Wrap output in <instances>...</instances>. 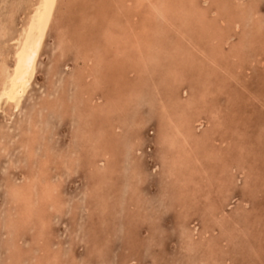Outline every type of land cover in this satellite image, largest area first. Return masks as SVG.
<instances>
[{
	"label": "bare ground",
	"instance_id": "obj_1",
	"mask_svg": "<svg viewBox=\"0 0 264 264\" xmlns=\"http://www.w3.org/2000/svg\"><path fill=\"white\" fill-rule=\"evenodd\" d=\"M206 1H208V0H206ZM217 1H218V3H217ZM255 1H257V0H255ZM258 1H260V0H258ZM235 2H236L235 4H237L236 7L238 8V7H241L242 4L246 1L235 0ZM21 3H24L23 4L24 12L22 13L23 17H22L21 22L19 23L18 27L15 28L12 25L14 22L13 17L15 16V11L17 10V7L20 8L21 5H19V4H21ZM215 3H217V5H218V7L216 6L218 8L217 11H220L221 14H223L222 13L223 10H225V11L227 10V8L225 7V0H215ZM215 3L213 2V5ZM79 4H80V6H78ZM257 5H259V4H257ZM9 7H10L9 10L6 8L8 10V12H6V14L4 16H0V110H2L3 108L6 109V111H5L6 115L10 118L12 116H14V114H17V112H19L20 108L22 107L23 99L26 96L28 90L30 89L32 82H34L33 81L34 78H36L35 74H36L37 68L39 67L38 66L39 62L41 60L42 55H44L43 50L45 48V42H46V39L48 36V32L52 28V26H54V28H55V29L54 28L51 29V30H55L54 47L53 46L51 47V48H53L52 49L53 50L52 51L53 56H52V58H49V64L47 65L46 69L42 68V69H45L47 74H49V78H50V81H49L48 86H47L48 88H47L46 94L43 95L44 98H40V99L35 101V104H36L35 109L32 110L31 112L26 113L24 125L20 126V143H19V146L22 149V151L24 152L26 158L30 160V164H29V169L27 170L26 174L23 176V181H21L20 184H16V185L10 184L9 194L13 200V203L11 205L12 207H10V210H8V215H7V219H6L7 225H8V227H10L7 230L9 234L10 233H17L18 230H20L22 227H24L25 224H30V222H33V226L37 231L38 238L39 239L42 238L40 232L46 226V218H45L44 212L47 211V208H52L53 210L59 209V207L61 206V202L57 199V197L59 196V194L57 192L60 193V191L62 189H64V188H62L60 190L59 184L61 182L60 181L55 182V180L53 181L52 176L49 174V169H50L49 165L53 161H54V163H56L55 161H58L56 163L55 167L60 170V168H62L61 166H63V168L68 172L67 173L68 175L70 173H73V172H77V174H78V172H79V171H77L78 167L86 166L90 163L89 166L92 169V172L93 173H99L98 179L96 178L99 182L95 181L94 184L90 186L89 190L91 189L90 190V192H91L92 189L94 191H97L100 189V187L102 186L101 183L103 182V180L106 178H109L110 173H111V171H110L111 168L108 169V167H102L101 164L98 163L99 160H95V157H103L106 159L112 153V151L109 150L110 145H107V147L105 144L103 145V141L104 142H105V140L109 141L108 134L110 132H108V134L106 132L109 129H107L105 131V128L107 126L105 127V125L103 124L104 122L101 119V117L105 118L107 116H112V114L116 115V118H115L116 124L114 125V127L113 126L110 127V128H112L113 131L119 129V130L127 132L129 129H133V128L137 129V128L141 127L142 125H144V120L141 117L132 118L131 117L132 114H131V116L129 115L130 117H126V115H124V114L126 112H128L129 109H130V111L132 110L130 107L136 108V105H139V106L141 105V104H139L140 100L143 99L144 96L146 97V94H147L145 89L148 90V93L151 96V98L147 97L148 99L146 100V102L148 101V105L152 106L153 108L155 107L154 109L157 110L156 115H157V117L159 119L158 121L160 123L159 128H158V134L160 135V137L159 136H157V137L160 138L161 143L165 144V147H166V149H164L161 152L162 162L164 165L163 166L164 168L162 170V176L164 179V183L167 182L168 179H169V181L172 182L173 179H171V176L172 177L176 176L178 181L180 182L181 186H183V185L186 186L185 183H189V181L192 179L191 176H193L195 173L196 174H200V173L203 174L204 173V175L206 177L208 176V173H207L208 168H206V164H204V163H205V161L210 162L211 160L216 158L215 156H217V154H219L220 152L212 144L213 138L211 135L213 134V132L209 131L210 132L209 133L207 130H204L207 127V125L205 126V128H203V130L201 131V134L197 133L199 130L196 132V128H199V127H197L198 125L200 126V122H201V118H202L201 117L202 110L204 109L205 105H208L207 98L209 97V95H212V91L210 89V86H212L211 83L213 82V81H211L212 78L210 77L211 70L213 68H215V70H217L216 72L218 73V70L221 71L223 69V66L221 64L228 61L229 57L231 59L233 57L238 59V57L236 55L233 56V53H231V51H229V49H227V50L230 53H227L225 50V48H226L225 46L228 45V41L231 38V37L229 38L228 31H227V28H228L227 25L229 24L228 19L230 20L231 17L226 19L224 17L225 14L223 16L220 14V15L216 16L217 18L219 17V19H216V21H215V19L212 18L211 15L207 14V12H209V13L211 12L213 14L215 12L206 10V7L203 8L201 5V2L199 0H14L13 4L10 5ZM248 7H249L250 14H251V11L253 12L255 5H254V7H252V6L251 7L248 6ZM217 8H215V10ZM241 8H245L244 4H243V7H241ZM74 9H76L75 10L76 15H73ZM231 10L232 9H230V11ZM18 11H16V12H18ZM246 11H247V8H246ZM235 13H237V12H235ZM252 14H254V15L257 14V11L252 13ZM215 15L216 14H214V17H215ZM246 15H249V14L246 13ZM228 17H229V15H228ZM260 17H261V15L258 16V18H260ZM250 18H253V16ZM255 20H259V19L256 18ZM68 21L69 22L72 21V24H74L72 26L73 29H72V27L70 28L68 26V23H67ZM217 21L221 22V24H220L221 27H219L217 25V23H216ZM232 22L234 23V21H232ZM236 22H238V20H236ZM248 23H250V21ZM248 23H247V25H248ZM90 24L93 28H94V26L95 27L98 26L97 29L90 30V27H89ZM234 25H235V23H234ZM242 28H243V26H242ZM262 29H263V27H262ZM241 32L243 33V31H241ZM244 33H245V31H244ZM92 36H93V38H92ZM236 36H237V34H236ZM253 36L254 35H252V37ZM254 38L257 39L256 36ZM1 39H3V40L1 41ZM6 40H7V42L11 43V48L7 47V51H6V46H4L5 43H3V41H6ZM257 41H259V40H257ZM244 42H247V41H244ZM259 42H261V41H259ZM239 43L240 42H238V44ZM253 43H254V40L252 39L251 44H253ZM229 48H230V50H232L233 46L231 45V47H229ZM248 48H250V47H248ZM256 51L257 50H255V52ZM67 52H73V54H74V58H72V59H74V65H73L74 67H72V69H71L72 71L68 70L71 73L69 75H67L66 78L63 80V83L60 86H58V85H56L57 80L55 78H58V76H61L60 74H63L61 72L62 70L60 71V68L58 66H60L61 63L63 64L62 65L63 67L67 66V63H66L67 59H65L66 57H68L66 55ZM244 54H246V53H244ZM228 55H231V56L228 57ZM218 56L220 58H222L223 60L218 58ZM262 56H264V55H262ZM8 57H10V60H8ZM225 57L228 58V59L226 58V61H225ZM238 60H240V62H241V56L239 57ZM246 60H247V58H246ZM60 61H62V62H60ZM242 61H243V59H242ZM47 63H45V64H47ZM72 64H73V60H72ZM41 67H44V66L42 65ZM150 68H152V70L154 68V70H156L157 72H158V70L163 72V74H164L163 77H160V78L157 77L159 79L156 81L151 80V79H150L151 81H149L147 78V76H148L147 71ZM182 68H185V72L191 73L192 76L199 77V83H197L198 87L195 88L193 90V92L186 93L187 95L184 99H182L181 97H179L176 94L177 93L176 90L178 88H180V86H182L183 80H185V79H183V77H185V76L183 75L184 70ZM201 69H203V70L206 69V70H204V72H203ZM199 70H201L202 72ZM262 72H263V70H262ZM156 73H154V74H156ZM226 73H227L226 74L227 76L230 75V72L228 70L226 71ZM260 73H261V71H260ZM154 74L153 75L151 74V75L154 76ZM160 74H158V75H160ZM186 75L188 76V74H186ZM130 76L131 77L133 76L134 80H132ZM160 76H162V75H160ZM232 76H230V77H232ZM47 78L48 77H46V79ZM222 79H223V77H222ZM228 80H229V78H228ZM46 82H47V80H46ZM46 82H44V83H46ZM225 82L228 83V81H225ZM227 83H223V84L225 85ZM33 85H35V82ZM110 85L113 86L114 88L113 89L109 88ZM149 85H151V86L149 87ZM69 86H72V87H69ZM259 86H261V85H259ZM37 87L38 86H36V88ZM148 87H149V89H148ZM221 87H223V86H221ZM69 88H74V90L71 91L73 93L72 97H71L72 99L68 96ZM223 88L225 89V87H223ZM107 89H110V91L113 93L110 94V91ZM186 90H188V89H186ZM97 91H99V93H96ZM106 91H108L109 94ZM189 91H190V89H189ZM29 92L31 93V91H29ZM217 93H219V92H217ZM230 94H232V93H230ZM33 96H35V95H33ZM38 96H39V94H38ZM230 96H233V95H230ZM226 98H228V97L226 96ZM221 100H223V98ZM237 100H238V98H237ZM24 103H26V102L24 101ZM231 104L232 103H230V105ZM226 106H228V105H226ZM236 106H237V104H236ZM142 109H144V108H142ZM229 109H231V108L229 107ZM233 109H234V107H233ZM137 111L138 110L136 108V112ZM253 112H254V110H253ZM49 113H52L53 115L55 114V116L58 115V117L59 116L60 117L61 116L62 117L67 116V118L69 117V119L73 121L72 123L70 122L71 124H73V128H72L71 132L69 130L70 139L72 140L71 144L65 150L61 148L62 150H64L61 153H57L56 151H55L56 153H54V150H53L54 148H52L48 142V136L51 133V129L48 128L49 127V123H48ZM218 114H219L218 108L215 106H211L209 109V116L211 119H213L214 122H217V124L219 123V121L220 122L222 121V119L219 117ZM55 116H53V117L55 118ZM228 116H230V115H228ZM148 117H150V116H148ZM14 118L15 117H13V119ZM0 119H2V117ZM236 119L234 118V120H236ZM112 121L113 120H111V122ZM226 121H227V117H226ZM222 122H224V120ZM204 123L206 124V122H204ZM46 126H47V130L44 132V128ZM210 126H211V124H210ZM219 126L217 125V128ZM227 127H228V125H227ZM212 130H215V128ZM237 130H238V128H237ZM232 131H233V129H232ZM128 135H130V134H128ZM155 135H157V134L155 133ZM231 135H232V133H231ZM236 135H238V134L236 133ZM3 136H8V133L7 132L6 133L1 132L0 137H3ZM128 137H126V138H128ZM51 138H53V137H51ZM62 138H63V136H62ZM139 138H140L139 134L136 133L129 138V140L127 141L126 144L129 147L135 148V146H138V144H139L138 143V141L140 140ZM232 141H234V140H232ZM225 142H226V139H225ZM156 143L157 142H154V144H156ZM226 143H228V142H226ZM237 143H238V141H237ZM61 144H62V142H61ZM126 144H125V146H126ZM158 144H160V143L158 142ZM232 144H234V143H232ZM235 146H237V144ZM38 147H41L40 148L41 152L36 153V149ZM57 147H58V145H57ZM239 149H240V151L244 150L243 146L241 144L239 146ZM235 151H236V149H235ZM231 152H234V151H231ZM220 155L222 158L227 156L225 154L223 156L222 153ZM240 155L242 156V154H240ZM258 156H259V154H258ZM231 157L232 156H230V158ZM218 162L220 163V161H218ZM54 163H52V164L54 165ZM232 164L233 163H231V165ZM249 165H250V163H249ZM152 166H153V164H152ZM242 166H239V169H238V170H241V173L243 172V170L245 171V169ZM219 167L222 168L221 172H225L226 168L230 169V166L228 165V160L223 159L221 161V163L219 164ZM141 168L139 170L143 171V169H141ZM81 170H82V168H81ZM144 170L146 171V169H144ZM253 170H254V168H253ZM86 171H88V170H86ZM219 171H220V169H219ZM80 172H83V171H80ZM150 172H151V170H150ZM157 172H160L159 169ZM147 173H148V171H147ZM149 174L150 173H148L147 175H149ZM134 175H136V174L134 173ZM155 175L157 176V174H155ZM247 175H249V174H247ZM255 175H256V173H255ZM140 176H141V174H140ZM93 177H94V175H93ZM182 177H185V179L180 180V178H182ZM206 177H204V178H206ZM251 177H254V175ZM130 178L132 179V178H134V176H131ZM195 178H196V176H195ZM54 179H55V177H54ZM104 181H106V180H104ZM145 181H146V179H145ZM223 181H224V179L223 180L221 179L218 181L219 182L218 187L219 186L221 187L222 192L224 194V192H226L227 188L225 187V184ZM63 182H64V180H63ZM235 182H237V181H235ZM110 184H111V182L109 183V185ZM174 184H176V183L174 182ZM63 185H64V183H63ZM111 185H113V183ZM144 185H146V184H144ZM212 185H214V184H212ZM232 185H233V183H232ZM253 185L255 186V184H253ZM253 185L251 184V187ZM233 186H235V185H233ZM241 186H244V182H243V185H241ZM211 187H213V186H211ZM211 187H210V189H211ZM111 188H113V187H111ZM122 188H124V187L122 186ZM205 188H207V186ZM244 188H246V186ZM169 189H166V190H169ZM190 189H189V191H190ZM197 190H199V189H197ZM217 190H220V189H217ZM250 190H251V188H250ZM82 192L84 193V191H82ZM101 192H103V189L101 190ZM231 192L234 193L233 190ZM56 193L58 194L57 197H56ZM148 193H146V195ZM207 193H209V192H207ZM218 193H220V192H218ZM93 194H95V193H93ZM123 194H125V193H123ZM142 194L145 195L143 192H142ZM150 194H148V195H150ZM103 195L104 194L100 195V200H102V202L104 200L106 201V196H103ZM146 195H145V197H147ZM215 195H217V194H215ZM227 195L225 196V198L227 197ZM69 196L70 195H68V197ZM84 196H85V194H84ZM117 196H118V194H117ZM117 196H115V197H117ZM177 196L178 195H176V198L178 199ZM181 196H182V194H181ZM234 196H235V194H234ZM61 197H63V196H61ZM72 197H74V196H72ZM72 197L70 200H72ZM115 197H114V199H115ZM157 197H158V195H157ZM160 197H162V196H160ZM186 197L187 196L183 195L182 199H185ZM76 198H77V196H76ZM188 198H190V197H188ZM188 198H186V199H188ZM227 198H229V197H227ZM179 199H181V197ZM235 199H236V197H235ZM66 200L67 199H65V201ZM92 200H93V196H92ZM153 200L155 201V199H153ZM192 200H194L193 197H192ZM200 200H202V199H200ZM97 201H94V202L97 203ZM138 201H141V200H138ZM138 201H137V204H138ZM204 201H206V200H204ZM68 202H67V204H68ZM76 202H78V201H75L74 204H76ZM86 202H87V199H86ZM127 202H129V201L127 200ZM133 202L135 203V201H133ZM161 202H163V200ZM182 202L184 203L183 200H181V203ZM151 203L152 202H150V204ZM200 203H202V202H200ZM124 204H125V202H124ZM155 204L156 203H154V205ZM165 204H166V202H165ZM64 205H65V203H64ZM64 205H62V206H64ZM118 205H119V203H118ZM148 205H149V203H148ZM235 205H237V204H235ZM0 206H1V204H0ZM65 206H67V205H65ZM88 206H89L88 208L92 210V206H90L89 204H88ZM128 206H130V205H128ZM139 206L141 207V205H139ZM156 206L158 209L159 205H156ZM162 206H163V204H162ZM193 206H194V204H193ZM69 207H71V206H69ZM84 207H86V206H83V208ZM114 207H115V205H114ZM214 207H215L214 205L210 206L209 208L207 207L210 210L209 212L212 216L214 214L212 211L214 209ZM240 207H241V205H240ZM162 208H164V207H162ZM167 208H168V206H167ZM176 208H178V207H176ZM207 208H206V210H207ZM142 209H143V207H142ZM157 209H156V211L158 213ZM235 209H237V208H235ZM61 210H62V208H61ZM168 210H170V209L168 208ZM239 210H241V209H239ZM247 210H249V208H247ZM95 211H96V209H95ZM159 211L161 212L163 210H159ZM221 211L222 210H220V212ZM112 212L114 213V211H112ZM141 212H143V211H140L139 213H141ZM222 212H224V211H222ZM243 212L244 211H242V213ZM93 213H89V214H93ZM108 213H110V211ZM122 213L123 212H121V214ZM129 213H131V212H129ZM177 213H178V211H177ZM72 214H75V213H72ZM183 214H184V212H183ZM221 214L223 215V213H221ZM96 215H97V213H96ZM113 215H112V217H113ZM145 215L147 216V214H145ZM224 215L227 216L226 214H224ZM135 216H136V214H135ZM218 216H220V214ZM225 216H223V217L226 218ZM69 217L71 218V216H69ZM184 217L186 219L185 215H184ZM196 217H198V216H196ZM57 218L59 219L58 216H57ZM110 218H111V216H110ZM125 218H126V215H125ZM152 218H153V216L151 217V219ZM228 218H227V220H228ZM239 218H240V215H239ZM129 219L131 220V218H129ZM218 219H216L215 221L218 224H220V223L222 224L223 221L222 220L218 221ZM253 219H255V218H253ZM55 220H57V219H55ZM76 220H78V219H75L74 221H76ZM90 220H91V218H90ZM231 220H230V222H231ZM259 220H258V222H259ZM106 221H109V220H105V222ZM181 221H183V220H181ZM197 221H195V222L197 223ZM234 221H236V220H233L232 222H234ZM243 221H245V220L243 219ZM78 222H80V221H78ZM92 222H90V223H92ZM96 222H98V221H96ZM245 222H247V221H245ZM132 223H134V222H132ZM227 223L229 224V222H227ZM260 223H261V221H260ZM138 224H139V222H138ZM138 224H136V225H138ZM245 224L247 225V223H245ZM248 224H249V222H248ZM254 224H257V223H254ZM101 225H103V224H101ZM107 226H108V224H107ZM196 226L197 225H195V227ZM214 226L218 228V226H216V224ZM214 226H212L211 229ZM219 226H223V224L219 225ZM226 226H224V229H223V234L225 235V236L224 235L223 236L225 238H222V239L224 241L225 240L227 241L228 238H230V236L232 235L231 233L234 230V228H232V225H230L231 227H226ZM184 227L185 228H183V230H185V232L187 230V232H188L187 234H185L184 238L187 239L188 246L190 244L189 247H191V244H192L191 242H194L193 237L196 235L192 236L194 233L189 231L186 226H184ZM2 228H4V227H2ZM78 228H79V225H78ZM88 228H90V227H88ZM197 228H198V226H197ZM132 229H134V228H131V230ZM258 229H259V227H258ZM248 230L249 229H247V231ZM55 231L56 230H54L53 232H55ZM125 231H127V230H125ZM196 231H198V229ZM250 231H251V229H250ZM34 232H35V230H34ZM207 232H209V231H207V230L201 231L202 237H206ZM259 232L261 233V231H259ZM134 233H136V232L134 231L133 234ZM216 233H218V232H216ZM51 235H52V233H51ZM88 235H89V233H88ZM98 235H100V234H98ZM128 235H131V234L129 233ZM12 236H11V238H12ZM35 236H37V235H35ZM251 236L252 235H250V237ZM9 237H10V235H9ZM15 237H17V236H15ZM89 237H90V235H89ZM100 237H101V235H100ZM139 237H141V234ZM137 238H138V236H137ZM199 238H200V236H198V239ZM158 239H160V238H158ZM230 239L232 240V237ZM19 240L14 238L12 243L10 242L11 245L9 246V249H8L10 252H9V254H7L8 261L14 260V262H15V260H17V257L20 254L19 243H18ZM209 240H212V239L210 238ZM49 241H50V238H49ZM208 241L206 238H205V241H204V239L202 240V242L205 243L204 245H206V246H207L206 242H208ZM39 242H40V240L38 241V243ZM60 242H62V241H60ZM196 242H197V239H196ZM29 243H31V242H29ZM134 243L136 244V242H134ZM237 243H242V242L239 241ZM68 244L69 243L67 242V245ZM235 245H236V243H235ZM240 245L241 244H239V247H240ZM242 245H244V244H242ZM39 246L41 247L42 245L40 244ZM133 246H135V245H133ZM206 246H204V248ZM198 247H200V246H198ZM251 247H250V250H251ZM69 248H71V247H69ZM139 248H140V246H139ZM246 248H248V247H246ZM31 249H32V245H31ZM193 249L191 248V251H193ZM59 250L61 251L62 249H59ZM220 250H221V248H220ZM2 251H4V250H2ZM49 251L51 252V250H49ZM70 251H72V250H70ZM52 252H54V251H52ZM206 252H208V251H206ZM219 252H221V251H219ZM232 252H234V251L232 250ZM235 252H237V250ZM192 253H194V252H192ZM23 254L24 253H22V255ZM51 254H53V253H51ZM195 254H196V252H195ZM219 254L220 253L216 254V256ZM235 254H238V253H235ZM1 255H2V253H1ZM240 255L241 254H239V256ZM101 256H102V254H101ZM149 256H152V255L150 254ZM32 257H34V256L32 255ZM64 257H65V255H64ZM80 257H81V255H80ZM95 257H96V255H95ZM191 257L193 258V256H191ZM48 258H49V256H48ZM51 258H52V255H51ZM57 258L58 257H56V259ZM97 258L99 259V257H97ZM177 258H179V257H176V259ZM174 259H175V257H174ZM184 259H185V257H184ZM195 259L196 258H194V260ZM232 259H233V257H232ZM243 259H245V258H243ZM31 260H32V258H31ZM46 260H48V259H46ZM189 260L191 261V259H189ZM197 260L198 259H196V261ZM20 262H22V261L20 260ZM20 262L17 260V262H15L14 264H19ZM38 262H37V264H38ZM54 262H55V260H54ZM108 262H110V261H108ZM235 262L238 263L237 261H235ZM255 262H256V260H255ZM8 263L13 264V262L12 263L8 262ZM171 263L173 264V261ZM176 263H178L177 260H176ZM52 264H53V262H52Z\"/></svg>",
	"mask_w": 264,
	"mask_h": 264
},
{
	"label": "rangeland",
	"instance_id": "obj_2",
	"mask_svg": "<svg viewBox=\"0 0 264 264\" xmlns=\"http://www.w3.org/2000/svg\"><path fill=\"white\" fill-rule=\"evenodd\" d=\"M5 1L6 2L8 1V2L6 3ZM199 1L201 2V5L203 8L206 7V10L214 11L215 12L214 14H216L214 17L213 13L207 12L208 15H211L212 18L215 19V21H216V19H219V17L218 18L216 17L217 15L221 14L220 11H217L218 10V8H217L218 7V5H217L218 1H217V3H215V0L214 1L213 0H208V1L199 0ZM244 1H246L248 3V4L246 2L243 3L245 8H241V7H243V4L241 7L237 8L236 7L237 4H235L236 3L235 0H225V7L227 8V10L226 11L223 10L222 11L223 14H221L222 16L225 14L224 17L226 19L231 17L230 20L228 19L229 24L227 23L228 24L227 25L228 36H229V38L230 37L231 38L228 41V45L225 46L226 47L225 50L227 53H230L229 51H231V53H233V56L236 55L238 57V59L241 56V62H240V60H238L234 57L231 59L229 57L231 55H228L229 59L227 57H225V61H226V58L228 59V61H226L223 64L220 63L223 66V69L221 71L218 70V73H217L216 72L217 70H215V68H213L211 70L210 77L213 79V80L211 79V81H213L211 83V85L213 87L210 86V89L212 91V95H209V97L207 98L208 105H205L204 109L202 110V113H201L202 118H201L200 126L198 125L197 127H199V128H196V132L199 130L197 133L201 134V131L207 125V127L204 130H207L208 132L209 131L213 132V134L211 135L213 138L212 144L220 152L219 154H217V156H215L216 157V158H214L215 160L213 159L210 162L205 161L204 164H206V168H208V170H207L208 176L206 177L204 175V173L203 174L202 173H200V174L195 173L196 175L194 174L193 176H191V178L194 181L191 179L189 181V183H185L186 186L185 185L181 186V184L178 181L176 176H173V177L171 176V179H173L172 182L169 181V179H168V181L164 183V179L162 176V170L164 168L163 167L164 165L162 162L161 152L164 149H166V147H165V144L161 143L160 138H159L160 135L158 134V128H159L160 123H159V121H158L159 119L156 115L157 110L154 109L155 107L153 108L152 106L148 105V101L146 102V100L148 98H151V96L149 95L148 90L145 89V91L147 93L146 97L144 96V98L141 99L143 102L140 100V102H139V104H141L140 106L136 105V108L138 111L136 112V108L130 107L132 110L130 111V109H129L128 112H126L124 114V115H126V117H130L131 114H132V116H131L132 118L141 117L144 120V125H142L141 127L137 128V129L136 128L129 129L127 132L119 130V129L113 131L112 128H110V127L111 126L114 127V125L116 124V121H115L116 115L112 114V116H107L105 118L101 117V119L104 122L103 124L105 125V127L107 126L106 128L104 127L105 131L107 129H109L106 132H107V134H108V132H110L108 134L109 141L108 140H105V142L103 141V145L105 144L106 147H107V145H110L109 150H111L112 153L106 159L103 157H95V160H99L98 163L101 164L102 167H108V169L111 168V170H110L111 173H110L109 178L104 179L106 181L103 180V182L101 183L102 186L100 187L99 190L94 191L92 189L91 192H90L91 189L89 190L90 186L93 185L95 181L99 182L97 180L99 177V173H93L92 172V169L89 166L90 163L86 166L78 167L77 168V171H79L78 174H77V172H73V173H70L69 175L67 174L68 172L63 168V166H61L62 168H60V170L55 167L56 163L58 161H55L56 163H54V161H53L52 163H54V165L52 163L49 165V167H50L49 174L52 176L53 181L54 180H55V182L60 181L61 183L59 184V189L60 190L62 188H64V189H62L61 191L58 189L60 191V193L57 192L59 194L58 197H57L58 194L56 193L57 199L61 202V206L59 207V209L53 210L52 208H47V211L44 212L45 218H46V226L40 232L42 238L39 239L37 231L33 226V222H30V224H25L24 227H22L20 230H18L17 233H10L9 234L7 230L10 227H8L6 219H7V215H8V210H10V207H12L11 205L13 203V200L9 194L10 184H14V185L20 184L21 181H23V176L26 174L27 170L29 169V164H30V160L26 158L24 152L22 151V149L19 146V143H20V126L24 125L26 113L31 112L32 110L35 109V106H36L35 101L40 99V98H44L43 95L46 94V91L48 88L47 86H48V83L50 81L49 74H47L45 69H46L47 65L49 64V58H52V56H53L52 55L53 54V52H52L53 48H51V47L52 46L54 47L55 30H51L54 28V26H52V28L48 32V36H47V39L45 42V48L46 47L47 48L46 49L44 48V50H43L44 55H42L41 60L39 62V65H38L39 67L37 68V71L35 74L36 78H34V80H33L35 82V85H33L34 82H32L30 89L28 90V92L31 91V93L27 92V94L25 96L26 98L24 97L23 104L21 107L22 109L20 108L19 112H17V114H14V116H12L11 118L6 115V112H5L6 109L3 108L2 110H0L1 111L0 112V114H1L0 118L2 117V119H0V133L1 132L2 133H6V132L8 133V136L0 137V197H1L0 198V204H1V206H0L1 207L0 208V249H1L0 250V262L1 263L0 264H3V263L9 264L8 262H11V263L13 262V264H14L15 262H17V260L19 262H20V260L22 261L19 264H23V263L24 264H37L38 261H39L38 264H52V262H53V264H83V263L84 264H109V263L110 264H125V263L126 264H136V263L137 264H164V263L165 264H172L171 263L172 261H173V264H178V263L179 264H201V263L202 264H205V263L206 264H226V263L227 264H264V258H263L264 257L263 256L264 255V230H263L264 229V226H263L264 225V223H263L264 222V80H263L264 79V68H263L264 67V62H263L264 56H262V55H264V0H260V1H258V0L257 1H255V0H244ZM13 2H14V0H0V5H1L0 6V16H4L6 14V12H8V10L10 8L9 6L12 5ZM213 2L215 3L214 5H213ZM256 3L259 5H257ZM23 4L24 3L19 4V5H21L20 6L21 9L19 7H17L16 11H18V10L19 11L18 12L15 11V16L13 17L14 22L12 25L15 28L18 27V25L21 22V19L23 17V14H22L24 12ZM254 5H255V8L253 9V12L251 11V14H250L248 6L254 7ZM78 6H80V4ZM215 8H217V9L215 10ZM246 8H247V11H246ZM230 9H232L233 11L232 10L230 11ZM75 10L76 9L73 10L74 11L73 15H76ZM256 11H257V14H255V15L252 14ZM235 12H237V13H235ZM246 13L249 15H246ZM228 15H229V17H228ZM260 15H261V17L258 18V16H260ZM249 16L250 17L253 16L254 19L250 18ZM256 18L259 20H255ZM236 20H238V22H236ZM232 21H234L235 25ZM247 21L248 22L250 21V23H248ZM67 23H68V26L70 28L74 25V24H72V21L71 22L68 21ZM216 23L219 27H221V25H220L221 22L217 21ZM247 23H248V25H247ZM242 26H243V28H242ZM89 27H90V30H94V29H97L98 26L97 27L94 26V28H93L90 24ZM262 27H263V29H262ZM72 29H73V27H72ZM241 31H243V33ZM244 31H245V33H244ZM236 34H237V36H236ZM252 35H254V36L252 37ZM255 36L257 37V39L254 38ZM92 38H93V36H92ZM252 39L254 40L253 44H251ZM2 40L3 39H1V41ZM257 40H259L261 42H259ZM244 41H247V42H244ZM6 42H7V40L3 41V43H5L4 46H6V51H7V47L11 48V43H9V42L6 43ZM238 42H240V43L238 44ZM231 45L233 46L232 50H230V48H229V47H231ZM248 47H250V48H248ZM227 49H229V51ZM255 50H257V51L255 52ZM243 52L246 54H244ZM66 55L69 57V58L68 57L65 58V59H67V62H66L67 66L63 67L62 63L60 66H58L60 68V71L62 70L61 72L63 73V74H60L61 76H58V78H55L57 80L56 85H58V86H60L63 83V80L66 78V76L71 73L69 71H72L71 69H72V67H74L73 66L74 65V59H72V58H74L73 52H67ZM218 58H220V57L218 56ZM246 58H247V60H246ZM220 59H222V58H220ZM242 59L244 62L242 61ZM8 60H10V57H8ZM72 60H73V64H72ZM60 62H62V61H60ZM45 63H47V64H45ZM42 65L44 67H41ZM42 68H45V69H42ZM182 69L184 70L183 75L185 77H183V79H185V80H183L182 86H180V88H178L176 90V92H177L176 94L179 97H181L182 99H184L187 95L186 93L193 92V90L198 87L197 83H199V77L192 76L191 73L185 72V68H182ZM201 70L204 72V70H206V69H204V70L201 69ZM201 70H199V71H201ZM227 70L230 72V75H228V76L226 75ZM262 70H263V72H262ZM260 71H261V73H260ZM156 72L157 71L154 70V68H153V70H152V68H150L147 71V74H148L147 78L149 81H151V80L156 81L160 77H163V75H164L163 72H161L159 70L157 73ZM150 73L152 75L154 73H156V74H154V76H152ZM158 74H160L162 76H160ZM186 74H188V76ZM133 76L132 77L130 76L132 80H134ZM230 76H232V77H230ZM46 77H48V78L46 79ZM157 77H159V78H157ZM222 77H223V79H222ZM228 78H229V80H228ZM257 79L258 80L260 79V80L258 81ZM46 80H47V82H46ZM225 81H228V83ZM44 82H46V83H44ZM223 83H227V84L224 85ZM259 85H261V86H259ZM36 86H38V87L36 88ZM150 86L151 85H149V87ZM221 86L225 87V89ZM69 87H72V86H69ZM149 87H148V89H149ZM109 88L113 89L114 87L110 85ZM186 89H188V90H186ZM189 89H190V91H189ZM73 90H74V88H69L68 96L70 98L72 97L73 93L71 91H73ZM107 90L110 91V89H107ZM106 92L108 93V91H106ZM217 92H219L220 94ZM96 93H99V91H97ZM112 93L113 92L110 91V94H112ZM230 93H232V94H230ZM38 94H39V96H38ZM33 95H35V96H33ZM230 95H233V96H230ZM226 96L228 98H226ZM222 98H223V100H221ZM237 98H238V100H237ZM24 101L26 103H24ZM230 103H232V104L230 105ZM236 104H237V106H236ZM226 105H228V106H226ZM211 106H215L218 108V110H219L218 115L222 119V121L224 120V122L221 121L222 122L221 123L219 121V123L217 124V122H214L213 119L210 118L209 109ZM229 107L231 109H229ZM233 107H234V109H233ZM142 108H144V109H142ZM253 110H254V112H253ZM228 115H230V116H228ZM53 116H55V114L53 115L52 113H49V115H48V123H49L48 128L51 129L50 135L49 136L47 135L48 136V142H49V145L52 148H54L53 149L54 153H56V152L61 153L65 149H67L68 146L71 144L72 140L70 139V132L73 128V124H71L73 121L70 120L69 117L67 118V116H64L65 118L62 116L58 117V115L55 116V118ZM148 116H150L151 118ZM13 117H15V118L13 119ZM226 117H227V121H226ZM234 118L235 119L237 118V119L234 120ZM111 120H113V121L111 122ZM204 122H206V124ZM209 123L211 124V126ZM217 125L218 126L220 125L218 127L219 129L217 128ZM227 125H228V127H227ZM214 128H215V130H212ZM237 128H238V130H237ZM232 129H233V131H232ZM46 130H47V126L44 128V132ZM69 130H70V132H69ZM136 133H138L140 136V138H139L140 140L138 141L139 144H138V146H135V148L129 147L126 143L129 140V138ZM155 133L157 135H155ZM231 133H232V135H231ZM236 133L239 136L236 135ZM128 134H130V135H128ZM62 136H63V138H62ZM157 136H159V137H157ZM51 137H53V138H51ZM126 137H128V138H126ZM225 139H226V142H228V143L225 142ZM232 140H234V141H232ZM237 141H238V143H237ZM61 142H62V144H61ZM154 142H157V143L154 144ZM158 142L160 144H158ZM232 143H234V144H232ZM125 144H126V146H125ZM236 144H237V146H235ZM240 144L243 146V149H244L243 151L242 150L240 151V149H239ZM57 145H58V147H57ZM40 148L41 147H38L36 149V153L41 152ZM61 148L64 150H62ZM235 149H236V151H235ZM231 151H234V152H231ZM221 153L223 156H224V154L227 156L222 158L220 155ZM239 153L242 154V156ZM258 154H259V156H258ZM230 156H232V157L230 158ZM223 159H227L228 165L230 166V169L226 168L225 172H221L222 168L219 167V164L221 163V161ZM218 161H220V163ZM231 163H233V164L231 165ZM249 163H250V165H249ZM152 164H153V166H152ZM239 166H242L245 169V171L243 170V172L241 173V170H238ZM81 168H82V170H81ZM140 168L143 169L144 172L142 170H139ZM218 168L220 169V171ZM253 168H254V170H253ZM144 169H146V171ZM158 169L160 172H157ZM86 170H88L89 172ZM150 170H151V172H150ZM80 171H83V172H80ZM147 171H148V173H150L149 175H147L148 174ZM254 172L256 173V175ZM134 173L136 175H134ZM92 174L94 175V177ZM140 174H141V176H140ZM155 174H157V176ZM247 174H249V175H247ZM253 175H254V177H251ZM131 176H134V178L131 179L130 178ZM195 176H196V178H195ZM54 177H55V179H54ZM204 177H206V178H204ZM145 179H146V181H145ZM181 179L184 180L185 177L180 178V180ZM221 179L222 180L224 179L223 182L225 184V187L227 188V190H226V192H224V194L222 192L221 187L220 186L218 187V184H219L218 181ZM63 180H64V182H63ZM235 181H237V182H235ZM110 182H111V184L113 183V185H111V184L109 185ZM174 182L176 184H174ZM243 182H244V186H241V185H243ZM63 183H64V185H63ZM232 183L235 186H233ZM144 184H146V185H144ZM212 184H214L215 186ZM251 184L252 185L255 184V186L253 185L251 187ZM122 186L124 188H122ZM206 186H207V188H205ZM211 186H213V187H211ZM245 186H246V188H244ZM111 187H113V188H111ZM210 187H211V189H210ZM101 188L103 189V192H101V190H102ZM250 188H251V190H250ZM166 189H169L170 191L166 190ZM189 189H190V191H189ZM197 189H199V190H197ZM217 189H220V190H217ZM232 190L234 193L231 192ZM82 191H84V193ZM92 192L95 194H93ZM142 192L145 195L148 192H149L148 194H150V193L151 194L150 195L147 194L146 195L147 197H145V195H143ZM207 192H209L210 194ZM218 192H220V193H218ZM123 193H125V194H123ZM84 194H85V196H84ZM102 194H104L103 196H106V201L104 200L102 202V200H100V195H102ZM117 194H118V196H117ZM181 194H182V196L183 195L187 196L186 198H188V197H190V198L182 199ZM215 194H217V195H215ZM234 194H235V196H234ZM68 195H70V196L68 197ZM75 195L77 196V198ZM91 195L93 196V200H92ZM114 195L117 197H115ZM157 195H158V197H157ZM176 195H178L177 196L178 199L176 198ZM226 195L229 198H227V197L225 198ZM61 196H63V197H61ZM72 196H74V197H72ZM160 196H162L163 198ZM71 197H72V200H70ZM114 197H115V199H114ZM180 197H181V199H179ZM192 197L194 200H192ZM235 197H236V199H235ZM65 199H67V200L65 201ZM86 199H87V202H86ZM153 199H155V201ZM200 199H202V200H200ZM74 200L78 201V202L80 201V202L79 203L76 202V204H77L76 205V204H74L75 203ZM127 200L130 203L127 202ZM136 200L137 201L143 200L144 202L138 201V204H137ZM162 200H163V202H161ZM181 200H183L184 203L183 202L181 203ZM204 200H206V201H204ZM68 201L69 202L71 201L72 203L71 202L69 203ZM94 201H97V203ZM133 201H135V203ZM149 201L152 203L150 204ZM67 202H68V204H67ZM124 202H125V204H124ZM165 202H166V204H165ZM200 202H202V203H200ZM64 203L67 206H65ZM118 203H119V205H118ZM148 203L150 206L148 205ZM154 203H156V204L154 205ZM161 203L163 204V206ZM192 203L194 204V206ZM88 204L90 206H92V210L88 208L89 207ZM235 204H237V205H235ZM62 205H64L65 207ZM114 205L116 208L114 207ZM128 205H130L132 208ZM139 205H141V207ZM156 205H159L158 209H157ZM212 205L215 206L214 209L212 210L214 213L213 216L210 214V212H209L210 210L208 209ZM240 205H241V207H240ZM69 206H71V207H69ZM83 206H86V207L83 208ZM167 206L170 210H168ZM142 207H143V209H142ZM162 207H164V208H162ZM176 207H178V208H176ZM61 208H62V210H61ZM206 208H207V210H206ZM235 208H237V209H235ZM247 208H249V210H247ZM95 209H96V211H95ZM156 209L158 210V213H157ZM239 209H241V210H239ZM159 210H163V211L160 212ZM220 210H222L224 212H222V211L220 212ZM109 211L111 214L108 213ZM112 211H114L115 214ZM120 211L123 212L122 213L123 215L121 214ZM140 211H143V212L139 213ZM177 211H178V213H177ZM242 211H244V212L242 213ZM129 212H131V213H129ZM183 212H184V214H183ZM72 213H75V214H72ZM89 213H93V214H89ZM96 213H97V215H96ZM221 213H223V215ZM98 214L99 215L101 214V215L99 216ZM135 214H136V216H135ZM145 214H147V216ZM219 214H220V216H218ZM224 214H226L230 219L227 216H225ZM112 215H113V217H112ZM125 215H126V218H125ZM184 215L186 216L187 220L185 219ZM239 215H240V218H239ZM57 216L59 217V219L57 218ZM69 216H71V218ZM110 216H111V218H110ZM152 216H153V218L151 219ZM196 216H198V217H196ZM223 216H225L226 218H224ZM90 218H91V220H90ZM129 218H131V220ZM227 218L229 221L227 220ZM253 218H255V219H253ZM55 219H57V220H55ZM75 219H78V220L74 221ZM216 219H218V221L222 220L223 226H219L222 224L221 223L218 224L215 221ZM243 219L247 222L243 221ZM105 220H109V221L105 222ZM181 220H183V221H181ZM230 220H231V222H230ZM233 220H236L237 222L236 221L232 222ZM258 220H259V222H258ZM78 221H80V222H78ZM96 221H98V222H96ZM195 221H197V223ZM260 221H261V223H260ZM90 222H92V223H90ZM132 222H134V223H132ZM138 222H139V224H138ZM227 222H229V224ZM248 222H249V224H248ZM245 223H247L248 226ZM254 223H257V224H254ZM101 224H103V225H101ZM107 224H108V226H107ZM136 224H138V225H136ZM215 224H216V226H218V228L214 226ZM225 224L226 225L228 224V225L226 226ZM78 225H79V228H78ZM195 225H197L198 228H197V226L195 227ZM230 225H232V228H234L233 232L231 233L232 235L230 236V238L232 237V240L230 238H228L227 241L226 240L224 241L222 239V238H225L224 237L225 235L223 234L224 226L231 227ZM184 226H186L189 231L194 233L192 236L196 235L193 237L194 242H191L193 244V245L191 244V247H189L190 244L188 246V243H187L188 241H187V239L184 238L185 234L188 233L187 230H186V232H185V230H183V228H185ZM212 226H214L215 228L213 227L211 229ZM253 226L254 227L256 226V227L254 228ZM2 227H4V228H2ZM88 227H90V228H88ZM130 227L134 228V229L131 230ZM258 227H259V229H258ZM53 229L56 231L53 232L54 231ZM197 229H198V231H196ZM247 229H249V230L247 231ZM250 229H251V231H250ZM34 230H35V232H34ZM125 230H127V231H125ZM204 230L209 231V232H207L206 237H202V235H201V231H204ZM214 230L218 233H216ZM134 231L136 233L133 234ZM259 231H261V233ZM51 233H52V235H51ZM88 233H89L90 237H89ZM129 233L132 236L128 235ZM98 234H100L101 237ZM140 234H141V237H139ZM9 235H10V237H9ZM35 235H37V236H35ZM250 235H252V236L250 237ZM11 236H12V238H11ZM15 236H17V237H15ZM137 236H138V238H137ZM198 236H200L199 239H198ZM14 238L18 239V240L21 238L18 241L20 254L18 255L17 260H15V262H14V260L8 261V256H7V254H9V252H10L8 250L9 246L11 245ZM49 238H50V241H49ZM158 238H160V239H158ZM205 238L207 239V241L210 238L212 239V240L208 241L209 243L206 242L207 246L204 245L205 243L202 242L203 239L205 241ZM196 239H197V242H196ZM39 240H40V242L38 243ZM60 241H62V242H60ZM239 241L242 243H237ZM29 242H31V243H29ZM67 242L69 243L68 245H67ZM134 242H136V244ZM235 243H236V245H235ZM40 244L42 245L41 247L39 246ZM239 244H241L240 247H239ZM242 244H244V245H242ZM31 245H32V249H31ZM133 245H135V246H133ZM139 246H140V248H139ZM198 246H200V247H198ZM204 246H206V247L204 248ZM69 247H71V248H69ZM246 247H248V248H246ZM250 247H251V250H250ZM191 248L192 249L194 248L195 250L193 249V251H191ZM220 248H221V250H220ZM59 249H62V250L60 251ZM2 250H4V251H2ZM49 250H51V252ZM70 250H72V251H70ZM232 250L234 252H232ZM236 250H237V252H235ZM52 251H54V252H52ZM206 251H208V252H206ZM219 251H221V252H219ZM192 252H194V253H192ZM195 252H196V254H195ZM1 253H2V255H1ZM22 253H24V254L22 255ZM51 253H53V254H51ZM218 253H220V254L216 256V254H218ZM235 253H238V254H235ZM50 254L52 255V258H51ZM101 254L103 257L101 256ZM150 254L152 256H149ZM239 254H241V255L239 256ZM32 255L34 257H32ZM64 255H65V257H64ZM80 255H81V257H80ZM95 255H96V257H95ZM190 255L193 256V258ZM48 256H49V258H48ZM56 257H58V258L56 259ZM97 257H99V259ZM174 257H175V259H176V257H179L176 259L178 263H176V260L174 259ZM184 257H185V259H184ZM232 257H233V259H232ZM31 258H32V260H31ZM194 258H196L198 260L196 261V259L194 260ZM243 258H245V259H243ZM46 259H48V260H46ZM189 259H191V261ZM54 260H55V262H54ZM255 260H256V262H255ZM108 261H110V262H108ZM235 261H237L238 263H236Z\"/></svg>",
	"mask_w": 264,
	"mask_h": 264
}]
</instances>
